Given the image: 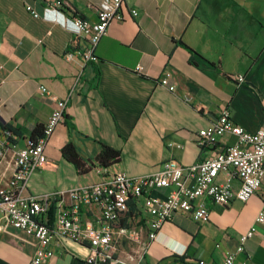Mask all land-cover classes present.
Listing matches in <instances>:
<instances>
[{
  "label": "crops",
  "instance_id": "obj_1",
  "mask_svg": "<svg viewBox=\"0 0 264 264\" xmlns=\"http://www.w3.org/2000/svg\"><path fill=\"white\" fill-rule=\"evenodd\" d=\"M100 1L0 0V138L5 144L0 187L13 175L17 150L37 126H46L55 108L40 86L68 101L46 147L48 162L29 181L26 194L31 195L67 194L100 182L95 168L101 144L120 151L109 170L130 177L155 174L167 161L193 165L212 153L198 146L199 131L225 108L248 132L264 129V0H131L127 19L111 23L94 48L96 61L86 63L80 53L87 41L77 36L73 21L96 22ZM26 5L41 18H33ZM47 10L56 19L46 16ZM69 141L95 165L89 173L79 175L63 158L61 149ZM233 142L225 135L218 147ZM225 179L222 174L220 180ZM66 194L60 198L63 206L70 203ZM153 194L166 199L171 189ZM263 200L264 181L245 203L216 205L205 199L208 223L175 214L150 242L143 264H183L180 258L185 264H222L254 226L257 232L235 264H264V224H255ZM129 204L133 214L126 213L125 225L143 226L146 238L150 217L141 204ZM96 214L89 209L84 218L94 222ZM19 234L32 245L16 243L12 236ZM36 248L32 237L7 230L0 235V264H30ZM53 249L55 256L46 264H88L92 252L88 244L66 239L54 242ZM118 249L126 264L132 245L120 242Z\"/></svg>",
  "mask_w": 264,
  "mask_h": 264
},
{
  "label": "built area",
  "instance_id": "obj_2",
  "mask_svg": "<svg viewBox=\"0 0 264 264\" xmlns=\"http://www.w3.org/2000/svg\"><path fill=\"white\" fill-rule=\"evenodd\" d=\"M130 1L101 0L96 22L81 17L73 21L77 36L87 41L80 53L84 62L96 61L95 46L112 22L127 19ZM26 11L35 19L42 16L31 5H26ZM131 12L133 16L138 14L135 9ZM45 14L56 19L53 10H47ZM68 58L72 55L69 54ZM238 81L244 82L243 76H239ZM167 83V78L162 80L163 85ZM39 90L55 104V108L43 136L17 150L13 175L0 187V235L12 229L32 237L37 248L30 264H46L53 258V243L59 239L88 244L92 251L88 264H125L119 255L118 245L127 241L132 245L133 254L128 256L126 264H143L150 242L175 214L183 213L197 223H208L211 213L205 199L216 205H228L235 200L245 203L263 185L264 129L248 132L234 122L230 110L225 108L211 126L199 131L198 146L212 153L193 165L184 168L167 161L159 172L145 177H130L124 172H111L97 166L95 171L102 177L100 182L74 188L67 194H26L33 174L48 162L46 147L64 120L68 101L67 98L59 99L45 86H40ZM225 135L234 137V142L219 148L218 143ZM4 150L5 144L0 138V165L5 161ZM222 174L227 175L225 181L220 180ZM233 180L238 181V186L232 184ZM161 189H171L169 197L161 199L153 194ZM65 194L70 203L63 206L60 198ZM131 201L141 204L143 212L150 217L146 238L143 226H133L129 221L122 224L123 214L130 210ZM54 204L56 208L51 216ZM89 209L97 211L94 222L84 218L85 211ZM255 224H264V207ZM256 232L254 226L242 234L237 249L228 253L222 264H235L237 256L245 251L247 242Z\"/></svg>",
  "mask_w": 264,
  "mask_h": 264
},
{
  "label": "trees",
  "instance_id": "obj_3",
  "mask_svg": "<svg viewBox=\"0 0 264 264\" xmlns=\"http://www.w3.org/2000/svg\"><path fill=\"white\" fill-rule=\"evenodd\" d=\"M5 129H7L10 133L17 132L11 129L10 127L5 126ZM44 129L45 127L43 126H37L33 131L30 141L34 143L37 142L38 139L43 136ZM61 154L67 162L74 165L79 175L87 174L95 167V165L92 162L86 161L84 158L81 157L76 146L72 141L67 142L63 146V148L61 149ZM119 159H120V151L106 144H101V152L96 158V162L99 167L109 169L111 166L118 163ZM55 208H56L55 204L51 206V216L54 215ZM132 214L133 212L132 210H130L128 216H131ZM126 216L127 214H123L122 224L126 223L127 221ZM178 261L185 264L182 258L178 259Z\"/></svg>",
  "mask_w": 264,
  "mask_h": 264
},
{
  "label": "rangeland",
  "instance_id": "obj_4",
  "mask_svg": "<svg viewBox=\"0 0 264 264\" xmlns=\"http://www.w3.org/2000/svg\"><path fill=\"white\" fill-rule=\"evenodd\" d=\"M10 232H13V231H9L8 233H10ZM12 238L14 239V241L16 242V243H23V244H26V245H28V244H31L32 245V243H29L31 240H30V238H27L25 235H20L19 234V236H12Z\"/></svg>",
  "mask_w": 264,
  "mask_h": 264
}]
</instances>
